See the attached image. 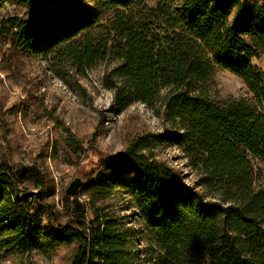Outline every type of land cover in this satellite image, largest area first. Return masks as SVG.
I'll list each match as a JSON object with an SVG mask.
<instances>
[{"label": "trees", "instance_id": "obj_1", "mask_svg": "<svg viewBox=\"0 0 264 264\" xmlns=\"http://www.w3.org/2000/svg\"><path fill=\"white\" fill-rule=\"evenodd\" d=\"M6 3L25 10L0 19L16 57L51 53L80 73L102 62L112 110L140 104L167 128L100 158L75 197L64 195L62 223L37 169L0 162V261L38 264L63 249L67 264H139L133 229L110 205L120 188L156 248L144 262L264 264V174L256 188L249 160L264 166V72L252 63L264 58V0H0V10ZM218 71L247 95L214 99ZM162 146L181 152L192 185L160 158Z\"/></svg>", "mask_w": 264, "mask_h": 264}, {"label": "rangeland", "instance_id": "obj_2", "mask_svg": "<svg viewBox=\"0 0 264 264\" xmlns=\"http://www.w3.org/2000/svg\"><path fill=\"white\" fill-rule=\"evenodd\" d=\"M86 1L91 7L95 4V0ZM156 1L145 0V4L154 8ZM24 11L6 3L0 10V19L22 17ZM109 17L110 14L105 15V19ZM11 49L9 41L1 38L0 162H5L14 171L27 167L37 169L47 181L46 203L62 223L64 190L71 180L79 177L83 182L100 158L119 155L127 139L144 131L162 132L167 126L140 104L121 113L113 111L112 93L102 86V62H95L80 73L57 55L22 58L16 57ZM252 63L264 72V58L253 59ZM55 71H61V76ZM211 92L216 100L247 95L244 82L224 71L213 76ZM65 139L75 141L81 147L80 155L66 148ZM158 152L163 161L180 169L183 184L192 185L195 176L185 167V159L177 148L162 146ZM249 160L258 188L264 166L256 158L249 157ZM110 205L125 218L126 227L133 229L131 247L139 251V264H149L144 259L153 256L156 248L141 221L129 209L122 189L114 188ZM36 262L67 264L63 249H57L47 257L37 256ZM0 264L21 263L4 257Z\"/></svg>", "mask_w": 264, "mask_h": 264}, {"label": "water", "instance_id": "obj_3", "mask_svg": "<svg viewBox=\"0 0 264 264\" xmlns=\"http://www.w3.org/2000/svg\"><path fill=\"white\" fill-rule=\"evenodd\" d=\"M83 182L79 177L70 181L69 185L64 190V194L68 198H73L77 194L78 189L82 186Z\"/></svg>", "mask_w": 264, "mask_h": 264}]
</instances>
